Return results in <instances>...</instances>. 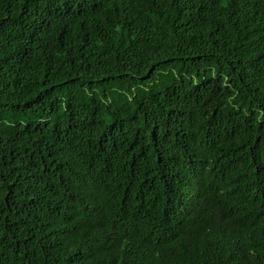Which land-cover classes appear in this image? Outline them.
<instances>
[{
  "label": "trees",
  "instance_id": "1",
  "mask_svg": "<svg viewBox=\"0 0 264 264\" xmlns=\"http://www.w3.org/2000/svg\"><path fill=\"white\" fill-rule=\"evenodd\" d=\"M0 264H264V0H0Z\"/></svg>",
  "mask_w": 264,
  "mask_h": 264
}]
</instances>
